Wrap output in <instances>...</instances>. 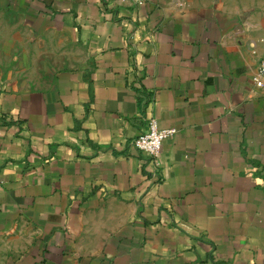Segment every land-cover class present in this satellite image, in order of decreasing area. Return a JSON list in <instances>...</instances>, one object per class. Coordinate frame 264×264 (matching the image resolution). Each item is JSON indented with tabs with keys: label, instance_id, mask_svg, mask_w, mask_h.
I'll return each mask as SVG.
<instances>
[{
	"label": "crops",
	"instance_id": "obj_1",
	"mask_svg": "<svg viewBox=\"0 0 264 264\" xmlns=\"http://www.w3.org/2000/svg\"><path fill=\"white\" fill-rule=\"evenodd\" d=\"M263 57L264 0H0V264H264Z\"/></svg>",
	"mask_w": 264,
	"mask_h": 264
},
{
	"label": "built area",
	"instance_id": "obj_2",
	"mask_svg": "<svg viewBox=\"0 0 264 264\" xmlns=\"http://www.w3.org/2000/svg\"><path fill=\"white\" fill-rule=\"evenodd\" d=\"M136 4H143L146 0H128ZM255 87L258 90L264 89V57L261 59L257 74L254 76ZM176 129H160L157 120L150 122L149 129L132 142L133 146L139 151L146 153L149 159L155 162V165H162L160 154L163 143L176 133ZM159 182L162 181L161 175L157 176Z\"/></svg>",
	"mask_w": 264,
	"mask_h": 264
}]
</instances>
